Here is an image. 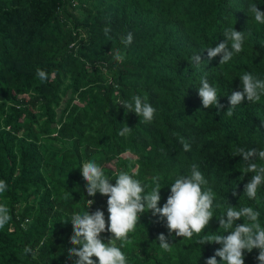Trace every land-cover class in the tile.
I'll use <instances>...</instances> for the list:
<instances>
[{
    "label": "trees",
    "instance_id": "trees-1",
    "mask_svg": "<svg viewBox=\"0 0 264 264\" xmlns=\"http://www.w3.org/2000/svg\"><path fill=\"white\" fill-rule=\"evenodd\" d=\"M252 4L264 11V0H0V180L8 184L0 203L11 215L0 229V264H73L66 221L87 210L86 200L94 201L90 213L103 211L107 229L108 197L88 196L79 170L90 160L113 185L123 170L151 191L159 175L158 207L195 163L215 194V217L201 235L223 231L217 218L227 205L259 211L264 227V185L249 199L244 185L253 174L243 175L245 163L231 155L237 147L264 150V96L245 98L227 115L244 73L264 80V24L248 11ZM232 27L245 32L242 52L226 64L201 52L204 63L195 66L190 57L215 47ZM37 69L48 73L46 82ZM205 77L218 90L219 110L202 107ZM136 95L156 109L151 123L118 104ZM125 123L132 131L120 136ZM159 234L171 252L160 248ZM111 235L101 233L102 241ZM197 239L169 236L165 220L149 210L121 250L128 264H206L222 245ZM258 254L245 250L244 264H259Z\"/></svg>",
    "mask_w": 264,
    "mask_h": 264
},
{
    "label": "clouds",
    "instance_id": "clouds-1",
    "mask_svg": "<svg viewBox=\"0 0 264 264\" xmlns=\"http://www.w3.org/2000/svg\"><path fill=\"white\" fill-rule=\"evenodd\" d=\"M248 11L257 23L264 24V11L259 10L257 5H249ZM104 31L107 35L110 28L106 27ZM223 37L224 40L215 47H208L193 54L190 57L193 64L200 66L204 63L199 55L201 52L207 53L209 61L219 56V64L228 63L235 54L242 52L246 39L245 32L237 31L232 27L225 29ZM133 38V34L129 32L122 39V43L127 47L132 43ZM114 59L123 62L124 56L116 53ZM36 75L41 82H46L48 79V73L44 70L37 69ZM239 80L242 90L233 91L229 95L228 116L233 115L245 98L248 102L255 103L264 96V80L247 72ZM198 95L204 109L216 107L219 110L223 107L218 103L217 88L211 86L206 77L200 81ZM118 104L123 105L127 113L134 112L145 123H151L156 114V109L139 95L133 96L131 101L122 99ZM131 131L132 128L125 123L118 134L127 136ZM180 143L185 152L191 150V144L187 140L181 138ZM231 155L242 158L245 163L243 175L253 174L244 185V194L254 200L258 189L264 185V165L257 163L258 160L264 161V150L237 147ZM79 170L85 181L88 196H94L99 192L108 197L109 215L106 229L103 211L99 209L93 213L88 211L94 203L93 200H86L88 207L83 213L74 212L70 215V219L66 222H71L73 234L70 237L72 247L68 250V258L71 260L75 257L73 264H97V262L98 264H128L127 257L121 249L125 243L130 242L129 233L135 231L141 215L149 210L154 216L165 220L169 236L175 233L176 237L189 240L195 236L198 237V245L205 243L222 245L214 256L206 260V264H218L217 256L220 257L222 264H244V251L251 252L254 248L259 249L256 257L259 264H264V227L259 222V211L250 206L237 208L227 205L226 213L217 218L219 228L223 231L219 234L201 235L205 232L210 220L215 217V194L210 187L207 189L203 187L208 184V181L197 164L191 165L190 175L178 176L174 183L170 184V194L162 207H158L162 188L159 175L152 177L154 186L151 191H147L140 180L123 170L119 171L113 185L110 183V177L105 175L103 167L94 160L84 162ZM7 190V182L0 180V195ZM235 194L233 191V195ZM10 220L9 208L0 203V229H3ZM241 220L242 223H237ZM106 230L112 234L107 243L101 239V233ZM157 240L163 251L171 252L172 243L168 242L164 234H159ZM117 241L120 242L119 245ZM24 252L28 254L33 250L26 246ZM93 257L96 258L95 261Z\"/></svg>",
    "mask_w": 264,
    "mask_h": 264
},
{
    "label": "bare ground",
    "instance_id": "bare-ground-1",
    "mask_svg": "<svg viewBox=\"0 0 264 264\" xmlns=\"http://www.w3.org/2000/svg\"><path fill=\"white\" fill-rule=\"evenodd\" d=\"M117 106V105H116ZM100 111V110H99Z\"/></svg>",
    "mask_w": 264,
    "mask_h": 264
}]
</instances>
